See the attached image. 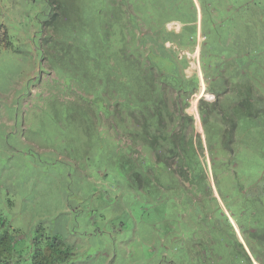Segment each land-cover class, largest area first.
I'll use <instances>...</instances> for the list:
<instances>
[{"label": "rangeland", "instance_id": "rangeland-1", "mask_svg": "<svg viewBox=\"0 0 264 264\" xmlns=\"http://www.w3.org/2000/svg\"><path fill=\"white\" fill-rule=\"evenodd\" d=\"M110 1L101 9L99 0H69L76 9L52 30L75 53L67 84L42 43L47 2L0 0V211L24 234L39 226L59 236L80 264H229V234L213 225V210L222 207L244 243L227 207L262 177L264 112L240 118L233 108L234 132L222 108L245 93L236 86L243 79L254 104L264 100V0ZM122 30L125 45L116 42ZM88 39L97 42L96 63L121 45L142 69L157 66V82L163 73L198 84L189 97L169 88L165 125L197 145L200 184L181 170L179 152L170 158L171 146L132 140L116 132L122 123L135 129L128 118L86 109ZM105 95L114 109L120 94Z\"/></svg>", "mask_w": 264, "mask_h": 264}, {"label": "trees", "instance_id": "trees-1", "mask_svg": "<svg viewBox=\"0 0 264 264\" xmlns=\"http://www.w3.org/2000/svg\"><path fill=\"white\" fill-rule=\"evenodd\" d=\"M45 1L50 7V16L49 19L45 21V26L48 30L42 43L44 47L50 45L53 48L52 68L63 77L65 83L72 84L76 78V65L73 59L75 53L72 47L69 49L63 47L61 41L56 38L55 34H52V30L56 32L60 26L59 23L61 20L69 17L76 8H72L69 0L68 2L67 0ZM99 2L100 8L102 9L105 3H110L111 1L99 0ZM111 7L116 14L114 6ZM119 20L122 22V19L118 18L116 22L118 25ZM104 35L105 34H103V36ZM117 35L116 42L125 45L123 42L125 41L124 35H126V32L122 30L120 34ZM107 38L108 36L102 37L103 40ZM85 42L86 45L88 42L89 48L87 46L86 48L90 49L88 50L90 51V56L94 58V61L86 63L84 67L91 70L90 72L93 74L92 78L85 79L87 83L93 85L91 87L87 86L89 92H92L93 95L85 98V104L89 107L86 109L92 110L93 114H98L99 111H103L105 114L111 115L119 113L125 120L128 118V122L132 124L135 129L132 131L128 126L125 127V123H122L119 129H116V132L118 133L122 129L132 140L148 141L150 146L155 150H159L161 145L165 147L171 146L170 158L171 155L175 158L174 154L176 156L179 152L181 157V170L193 172V174L189 175V179L200 184V176L198 175L199 169L197 168L201 166V162L197 154V145L194 143L193 139H189L184 133L179 135L175 134L173 128L172 130L168 129L165 125L167 116L170 113V104L167 95L169 88L172 87L178 92L182 91V93L188 94L189 97L198 84L192 85L190 83L191 79H184L181 76H176V78H174L172 75L165 76L163 73L160 74V76L157 74L159 77V81L157 82V80H155L157 66L155 69V67H149L145 64V69H142V66H139V63H137L133 57L130 58L121 45H118L111 55L103 56L96 63L94 44H97V42H93L90 39ZM48 58L44 57V61L51 60L50 57ZM112 59L115 63H112ZM128 62L129 66L125 65ZM245 65V62L243 65L239 64L241 75ZM120 66L125 68L121 74H119ZM142 70H144V72H142ZM78 71L84 76L82 69L78 68ZM233 72L239 74L237 68H234ZM165 78L168 79L166 80ZM81 83L82 82L79 81V84ZM159 83H161V86ZM252 85L253 84L247 85L244 79L242 81H236V86L246 91L243 95L236 94V98H232L230 103H226L225 106L223 104V111L229 114L230 111L235 108V113L240 118L245 117L253 119L260 117L262 114L259 112H264V108L262 107L264 100L261 96L257 104H254L255 95L251 93L253 88ZM191 87L192 90L189 91ZM161 88L162 93L156 94ZM105 93L120 94L117 95L118 99H114L113 103H111L114 105V109H111L110 105H108ZM185 99L186 98L183 100ZM258 108L262 110L258 112L256 110ZM201 109L202 111H206V107L203 105H201ZM123 110H125V112ZM230 116L231 113L229 117H226V121H229ZM98 117L99 116L96 115L95 119ZM237 122L238 120L235 121L233 117L229 121L233 128L232 131L234 130V132L237 127ZM206 125L207 122H205V126ZM82 127L85 128L84 125H82ZM89 127L91 128L90 124ZM86 133L87 136L88 134L89 137L92 136L91 132ZM200 146L202 147V143ZM127 148L130 149L129 145ZM165 166L167 167L166 163ZM138 170L140 169L138 168ZM195 171L198 172L194 174ZM135 176L136 173L133 172L131 174V179ZM210 190L212 189L210 188ZM212 192L213 191H211V193ZM239 196H241L240 201L236 204L230 199V206L227 208L239 227L245 244L242 243L234 233L232 222L220 206H215L216 208L213 210L219 211L218 213L220 214L219 218L212 219L213 225L219 228L221 233L226 231L229 234V241L227 242L230 254L228 256L229 264H255V262L264 264V171L260 180L248 190L241 192ZM197 198V200H200L203 197L199 198L198 196ZM215 198L216 197L213 196V199ZM220 222L222 224L221 227L219 226ZM28 236L29 238H27ZM238 245L242 247L243 252ZM246 247L250 250V253L247 251ZM75 256L73 247L63 242L59 236H51L39 226L33 233L24 234L19 228L13 226L0 211V264H80L75 261Z\"/></svg>", "mask_w": 264, "mask_h": 264}, {"label": "bare ground", "instance_id": "bare-ground-1", "mask_svg": "<svg viewBox=\"0 0 264 264\" xmlns=\"http://www.w3.org/2000/svg\"><path fill=\"white\" fill-rule=\"evenodd\" d=\"M202 92L204 93V94H206V92H205V90H206V85H205V82H204V80H202ZM208 96V95H207Z\"/></svg>", "mask_w": 264, "mask_h": 264}]
</instances>
